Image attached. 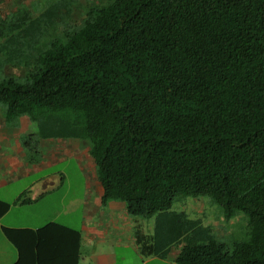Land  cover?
<instances>
[{
	"label": "trees",
	"instance_id": "1",
	"mask_svg": "<svg viewBox=\"0 0 264 264\" xmlns=\"http://www.w3.org/2000/svg\"><path fill=\"white\" fill-rule=\"evenodd\" d=\"M66 1L0 14L7 119L88 145L102 203L125 204L143 257L175 247V264H264V0ZM202 196L226 219L244 212L249 240L219 242L173 209ZM36 201L0 199V220ZM0 230L14 264H80L78 230Z\"/></svg>",
	"mask_w": 264,
	"mask_h": 264
},
{
	"label": "crops",
	"instance_id": "2",
	"mask_svg": "<svg viewBox=\"0 0 264 264\" xmlns=\"http://www.w3.org/2000/svg\"><path fill=\"white\" fill-rule=\"evenodd\" d=\"M0 116V133L6 136H23L25 130L30 129L32 122L28 117L21 116L19 118L7 119L5 107ZM34 126V125H33ZM20 127V128H19ZM24 133V134H23ZM48 140V147L44 151V159L48 164L33 165L29 159L25 160L22 165H12L10 169L14 172L13 180L7 185H12L14 180H21L23 177L32 178L36 172L41 170L50 171L53 164L59 156L66 151H75L76 155L81 160L86 161L85 164H80L79 174L81 178H86L88 172H95L92 157L89 153V147L83 141L74 138H60L55 136H43ZM63 153L62 155H64ZM10 158V157H9ZM8 166V165H7ZM10 166V165H9ZM95 186H92L87 179H83L80 183H73L68 179L67 172L63 169L54 172H44L38 178L29 184L31 187L38 185L39 190L36 192L37 196L31 198L37 199L36 202L26 204L25 207L32 208L35 205L39 206L40 213H46L50 205H42L48 198L61 194L60 204L69 203L72 207L69 209L62 208L50 216L49 220L43 225L36 222L27 223L25 226H8L1 221L8 216L11 210L0 220V225L12 228H30L38 229L50 222H57L64 226L78 230L82 234V246L80 250V264H130L129 259L139 258L140 264H175L174 259L178 253L177 248H171V251L166 256H153L145 258L139 252L135 242V227L132 217L127 213L124 203L109 202L102 203V188L96 179ZM80 185L83 190L74 197L71 193L73 187ZM27 189V190H26ZM63 189V190H62ZM62 190V192H60ZM28 192V188L25 191ZM21 192V194L23 193ZM19 194L17 198L21 195ZM74 197L70 200L69 198ZM82 198V200L79 199ZM16 198V200H17ZM0 199L6 202L9 200L0 196ZM13 202L9 203H14ZM80 203V205H77ZM15 206V205H14ZM82 209V215L79 222H76L70 212ZM65 211V213H64ZM70 211V212H69ZM123 255L129 254V259L120 260L118 253ZM18 255V253H17ZM18 257V256H17ZM17 260V259H16ZM16 262V261H15ZM13 262L12 264H14Z\"/></svg>",
	"mask_w": 264,
	"mask_h": 264
},
{
	"label": "rangeland",
	"instance_id": "3",
	"mask_svg": "<svg viewBox=\"0 0 264 264\" xmlns=\"http://www.w3.org/2000/svg\"><path fill=\"white\" fill-rule=\"evenodd\" d=\"M71 1L70 5L77 3L78 1L83 2L86 0H67ZM66 1V2H67ZM88 1V0H87ZM62 0H0V14L4 12H9V16L13 15L15 12H19L22 15L30 14L32 17H37L43 13L50 6L60 3ZM14 16V15H13ZM10 18L9 20H12ZM4 55H0V60L4 59ZM4 74H0V79L4 78ZM3 104H0V116L3 111ZM34 125V126H33ZM30 129L25 130V135L19 136H6L0 133V196L13 202L16 200L17 196L21 192L28 188V196L30 198H35L37 196V191L39 190L38 185L31 187L29 184L42 175L44 172H54L58 170H65L68 175V179L73 183H80L83 179H87L92 186H95L96 173L88 172L86 178H81L79 174V166L85 164L86 161L81 160L77 157L75 151H66L64 155H60L50 168V171L41 170L34 173L32 178L23 177L21 180H14L12 185H7L11 180H13L14 172L10 169L12 165L20 166L27 159L31 161L33 165L48 164L50 161L44 159V151L48 147V140L43 137L41 129L37 122H32ZM20 128V127H19ZM24 134V133H23ZM10 157V158H9ZM8 165V166H7ZM10 165V166H9ZM73 187L71 189L72 195H76L82 192V188ZM27 190V189H26ZM63 190V189H62ZM62 190L60 192H62ZM61 194L54 195L46 202L45 206L50 205L49 210L46 213H40V208L35 205L32 208H27L25 205H13L11 212L6 216L1 222L7 224L8 226H25V224L36 222L39 225L45 224L49 220L50 216L54 215L57 210H62V208L69 209L72 207L65 203L60 204ZM71 197L68 200L74 198ZM82 200L81 197H79ZM80 205V203H77ZM69 206V207H68ZM173 209L176 211H185L189 216L196 220H201L205 226H211L213 233L219 242H224L228 245H233L236 242H247L250 237V229L247 220V216L244 212H237L231 219H226L221 207L214 203L213 200L208 196H202L199 198L189 197L183 199L179 197ZM70 212V211H69ZM65 213V211H64ZM71 217L79 222L82 215V209L78 208L70 212ZM143 230L147 233H153L155 227L154 218H141ZM17 249L15 246L7 240L3 232L0 230V264H12L17 259ZM120 260L129 259V254L123 255L118 253ZM130 264H140L139 258H134L128 260Z\"/></svg>",
	"mask_w": 264,
	"mask_h": 264
}]
</instances>
